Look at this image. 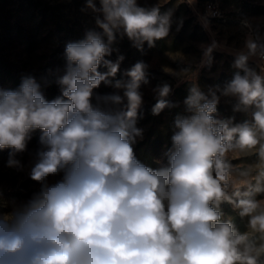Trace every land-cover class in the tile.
Returning <instances> with one entry per match:
<instances>
[{"label":"clouds","instance_id":"clouds-1","mask_svg":"<svg viewBox=\"0 0 264 264\" xmlns=\"http://www.w3.org/2000/svg\"><path fill=\"white\" fill-rule=\"evenodd\" d=\"M183 2L191 7L197 0ZM86 9L101 31L88 30L66 45L60 95L47 100L30 75L15 90L0 88V150H11L7 167L23 170L17 155L28 150L36 130L42 133L29 172L39 189L9 202L8 211L0 204V264H259L264 243L222 222L219 209L232 203L264 237L261 202L229 195L233 166L227 158L255 149L264 161V67L258 73L248 66L250 57L264 62V43L246 39L247 51L235 59L243 74L236 72L223 88L206 94L195 83L190 87L167 162L152 168L133 147L143 137L137 120L149 65L138 61L123 73L126 80L113 82L124 56L106 57L117 34L140 51L145 42L155 47L169 35L173 10L161 13L137 0H85ZM216 46L205 50L206 63ZM102 83L115 91L95 92ZM153 91V115L176 106L166 99L167 83ZM221 95L236 98L234 111L251 110V120L218 119Z\"/></svg>","mask_w":264,"mask_h":264},{"label":"rangeland","instance_id":"rangeland-1","mask_svg":"<svg viewBox=\"0 0 264 264\" xmlns=\"http://www.w3.org/2000/svg\"><path fill=\"white\" fill-rule=\"evenodd\" d=\"M137 2L147 8L159 6L161 13L173 10L169 35L156 41L155 47L149 48L145 42L143 51H140L126 36L121 38L117 34L111 45L113 53L106 57L115 61L118 55L124 56L113 82L126 80L123 73L138 61L149 65L147 75L150 74L151 80L147 85H141L143 104L139 110L153 108L157 100L153 89L165 83L171 87L166 99L173 100L172 103L182 100L179 104L183 106L194 83L206 94L210 88H223L236 72H242L235 67V59L239 52L247 51L246 39L264 43V0H197L191 7L183 0ZM82 9H85V0H0V88L13 90V83L21 84L22 78L30 75L37 79L46 94V84L53 75L63 76L65 73L66 45L84 39L88 30L101 31L95 23L96 14ZM213 42L217 46L211 53V63H206L204 52ZM248 66L259 73L264 62L258 57H250ZM99 71L106 69L101 66ZM179 88L181 90L177 91ZM94 91L105 94L115 89L102 83ZM236 103V98L221 95L219 104L224 112L216 113L217 118H234V124L251 120V110L247 113L234 111ZM168 121L166 117L160 125L164 133ZM137 126L143 129V137L137 138L133 145L135 154L150 148L156 136L148 135L154 128L151 121L141 119ZM41 134L36 130L28 143V150L17 155L24 165L23 170L7 167L11 150H0V204L5 211L9 210V202L27 200L40 187L30 179L29 172ZM227 158L233 166L229 195L234 200L253 198L264 206V192L253 191L256 187L264 188V161L259 159L256 150H234L227 154ZM155 160L159 167L167 162L164 157ZM58 179L59 176L49 177L50 182ZM236 191H239V197L235 196ZM219 210L222 222L231 221L240 233H247L257 245L264 243V237L249 228V217H241L232 203L222 202ZM259 264H264V255L260 256Z\"/></svg>","mask_w":264,"mask_h":264},{"label":"trees","instance_id":"trees-1","mask_svg":"<svg viewBox=\"0 0 264 264\" xmlns=\"http://www.w3.org/2000/svg\"><path fill=\"white\" fill-rule=\"evenodd\" d=\"M242 74V72H241ZM62 76L55 74L51 78L50 81L47 82L45 92V97L47 100L51 101L55 99L58 95H60L59 92V84L58 81ZM148 80L150 81V74L147 75ZM231 79L228 80V82ZM19 83H13V90L17 89L19 87ZM181 89H177V91H180ZM169 101L172 103L173 100ZM182 102V100H180ZM179 100L173 102L175 107L172 108H166L164 109L159 115H153L152 114V108L142 109L139 110L140 118L137 120V122L141 121V119H146V121H151V124L154 128H152L150 133L148 134L149 137L156 135L154 142L150 148L147 150H143L142 152H136V157L140 159L141 162L145 163L146 165L152 167V168H158V164H156L157 160L160 157H164V159L167 161V154L169 150L172 147V141L171 137L173 135V132L175 131L174 128V121L178 115H183L185 113V106L179 104ZM223 113L224 109L221 107L220 104L217 105V113ZM168 117L169 121L165 125L167 130L166 133H164V129L161 128V124L164 123V119ZM165 151V152H164ZM156 156V157H155Z\"/></svg>","mask_w":264,"mask_h":264},{"label":"built area","instance_id":"built-area-1","mask_svg":"<svg viewBox=\"0 0 264 264\" xmlns=\"http://www.w3.org/2000/svg\"><path fill=\"white\" fill-rule=\"evenodd\" d=\"M211 7V9H212V6H210Z\"/></svg>","mask_w":264,"mask_h":264}]
</instances>
